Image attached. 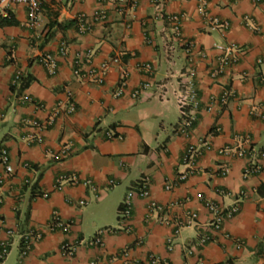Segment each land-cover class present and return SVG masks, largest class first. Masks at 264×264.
<instances>
[{
  "label": "crops",
  "instance_id": "0c3cea01",
  "mask_svg": "<svg viewBox=\"0 0 264 264\" xmlns=\"http://www.w3.org/2000/svg\"><path fill=\"white\" fill-rule=\"evenodd\" d=\"M126 1L43 0L36 27L29 26L24 5L9 6L14 24L0 26V146L9 153L13 174L0 190V264H148L151 255L157 258L153 264H264V159L261 173L244 178L247 162L234 154L237 148L264 150V0H208L204 5L199 0H136L134 6ZM154 1L162 3L163 15H184L181 40L172 37ZM97 13L103 18L95 19ZM80 15L90 26L87 32L76 26ZM215 19L227 27H213ZM186 40L195 47L200 100L187 136L176 130ZM62 43L66 55L59 53ZM229 43L238 46L237 61L211 79L209 70L220 56L215 45ZM89 48L95 64L121 57L102 84L73 72L76 57ZM43 53L57 59L55 75L39 62ZM143 62L153 64V81L133 97L145 81L138 67ZM123 70L127 85L115 96ZM17 72L29 79L25 89H18L20 82L11 88ZM224 90L232 96L208 111L210 97ZM68 91L75 103L71 113L66 112ZM57 104L59 112L46 129L24 123L48 119ZM108 130L117 137H107ZM190 145L200 153L194 172L180 181ZM64 146L68 156L54 158ZM225 146L230 151L219 154ZM223 165L229 167L227 175L220 173ZM67 173L77 182L57 187V178ZM145 180L149 197H132L126 221L132 231L126 232L120 206L128 191ZM35 182L47 198L33 197ZM205 200L238 211L212 232ZM150 201L162 210H149ZM189 211L197 214L195 223L177 226ZM55 216L67 230L50 229ZM104 228L116 231L102 233L101 246L86 244ZM204 233L210 239L201 244ZM25 244L29 250L22 255ZM63 244L73 247L72 256L63 253Z\"/></svg>",
  "mask_w": 264,
  "mask_h": 264
},
{
  "label": "built area",
  "instance_id": "2783aa9c",
  "mask_svg": "<svg viewBox=\"0 0 264 264\" xmlns=\"http://www.w3.org/2000/svg\"><path fill=\"white\" fill-rule=\"evenodd\" d=\"M43 0H0V17L6 18L9 17V6L11 4L17 3L22 4L26 7L27 10V18H28V24L30 27H36L39 26L40 23V11H41V3ZM122 4L128 3L126 0H118ZM158 1V0H157ZM201 5H204L208 0H199ZM136 0H130L129 4L134 6L136 4ZM156 7L158 9V13L163 12V6L162 3L156 2ZM163 15V14H162ZM161 15V17H162ZM165 21L169 24L170 28L172 29V37L176 39L177 41L181 40V33H180V26L181 21L184 18L183 14H169L165 15ZM103 18V15L101 13H97L95 15V19H101ZM78 20V30L80 32H87L90 28V26L87 24L84 15H80L77 18ZM213 27H221L226 28L227 23L221 22L217 19H215L213 22ZM184 48V53L186 56V65L184 66L183 70L179 74V87L177 91L176 101H177V107L179 112V118L178 122L176 124V130L181 132V134L187 136L190 133L191 127L193 126L196 118L197 113L200 106V100L198 97L197 92V86H196V54H195V47L192 41H183L182 43ZM216 49L220 51V56L218 58V63L216 66L212 67L209 70V76L211 79H215L220 77L225 69L232 67L236 61H237V51L238 46L234 43H229L227 45L224 44H216ZM60 55H66L67 53V47L65 43L61 44V47L59 49ZM201 56H204L203 53H201ZM39 62L43 65L45 70L50 75H55L58 69L57 65V59L55 56H53L50 53H43L39 57ZM121 63V57L120 55H115L111 57L108 60L102 61L98 64H95L93 61V49L89 48L83 53H81L79 56L76 57L74 61V68L73 72L75 75L84 77L87 80L93 81L98 84H102L106 78L107 72L109 68L112 65L120 64ZM139 69L143 71L145 74V81L140 84L139 87H137L133 93V97H138L141 92L146 90L151 82L153 81L154 77V66L150 62H143L139 64ZM128 72L123 70L120 73L118 86L116 89V92L114 93L115 96H120L123 94L128 80ZM20 72H17L13 79L12 83L18 84L20 81ZM232 96V92L229 90L222 91L221 95L219 97L211 96L209 103L206 105V109L210 111L213 107V104L220 103L223 105L230 97ZM66 112L71 113L75 110V103L72 98V92L68 91L66 92ZM60 104H57L53 109V115L50 116L46 120H38V119H25L24 123L30 127H33L37 130H44L46 129L53 121L54 115L59 112ZM105 135L109 138L117 137V135L111 131L108 130L105 132ZM30 140L31 137H30ZM40 136H37V141L40 142ZM68 150L69 148L67 146H64L61 148V150L54 154V158H61L68 156ZM230 151L229 146H225L221 149H219V154H225ZM200 153V150L195 145H190L185 153L183 154V163L186 165V170L181 172L178 175V180L183 181L187 179L195 169V159ZM234 154L237 157L244 158L246 160V164L243 167L242 175L244 178L252 175H258L263 170V164L262 160L264 159V150H259L257 152H249L246 149L243 148H237L234 151ZM0 167L2 168V171L0 172V190L2 185L6 182V180L12 176L13 174V167L10 162L9 153L4 146H0ZM221 175H227L229 173V167L227 165H223L220 169ZM77 176L70 173V174H63L60 175L56 180V186H60L62 182L68 181L71 183L77 182ZM110 184H113V181L109 182ZM172 185L168 184L166 186V189L171 188ZM137 195L139 197L147 198L149 197V191L147 189L146 180L141 184V186L137 190H130L126 194L125 200L120 208V217L121 222L123 224V230L126 232H131L132 228L131 226L126 222L130 215V209H131V199L134 195ZM43 198H47V193H43L41 195ZM2 202V196L0 191V203ZM81 204H86V201H81ZM205 207L209 210L211 214V219L208 223L210 231H220L222 228L223 223L231 219L235 216V214L238 211L237 206H232L229 208H220L218 205H216L214 202L210 200H205L204 202ZM149 210H162V205L155 202L150 201L149 202ZM197 214L193 211H189L186 213V217L183 220L176 221L175 224L177 226L182 225H191L195 223ZM167 222V221H166ZM50 229H60L62 231L67 230V223H63L57 216H55L50 223ZM116 229L114 228H104L99 231L97 235L89 239L86 244L89 246H101L103 244V241L100 237L102 233H112L115 232ZM175 232H178V228ZM9 233V232H8ZM37 236L40 237V233H37ZM210 239L207 233H204L199 236V243L204 244ZM168 242V249L170 250L172 248V237L167 238ZM189 251V253H192L194 250ZM29 250V245L25 244L23 246V249L21 251L22 255L27 254ZM62 251L66 256H72L73 255V247L70 244H63ZM6 248L3 249L2 255L5 254ZM157 261V258L154 255H151L148 260V264H153ZM90 264H97L95 261H91ZM125 264H127V261H125Z\"/></svg>",
  "mask_w": 264,
  "mask_h": 264
},
{
  "label": "trees",
  "instance_id": "16d2710c",
  "mask_svg": "<svg viewBox=\"0 0 264 264\" xmlns=\"http://www.w3.org/2000/svg\"><path fill=\"white\" fill-rule=\"evenodd\" d=\"M162 18L164 20H166L165 19L166 18L165 15H162ZM11 24H14V20L12 19L11 15H9V17H6V18H1L0 17V26H3V25H11ZM77 24H78V20L76 21V26H77ZM19 82H20V88L18 87V89H25L26 86H28V84H29V79L28 78H24V77L22 78L21 77ZM15 86L16 85H14L12 83V86H11L12 90H14ZM31 190H32V193H33V197H35L37 195L41 196L43 193H45L44 191H40V190L37 189L36 182L33 184ZM1 196H2V194H1ZM47 197H48V193H47ZM2 202H3V197H2ZM120 208H121V206H120Z\"/></svg>",
  "mask_w": 264,
  "mask_h": 264
}]
</instances>
